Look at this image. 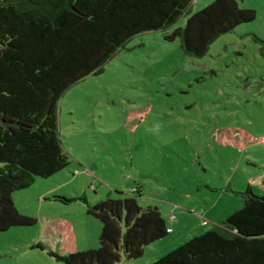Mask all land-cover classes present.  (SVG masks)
<instances>
[{
  "label": "rangeland",
  "instance_id": "1",
  "mask_svg": "<svg viewBox=\"0 0 264 264\" xmlns=\"http://www.w3.org/2000/svg\"><path fill=\"white\" fill-rule=\"evenodd\" d=\"M212 1L192 0L191 11ZM239 1L256 19L205 55L164 30L142 32L65 92L59 128L71 163L13 193L36 223L0 232V264H64L61 255L97 248L102 222L88 205L109 195L160 208L173 232L116 263L152 264L239 209L249 185L264 193V0Z\"/></svg>",
  "mask_w": 264,
  "mask_h": 264
},
{
  "label": "trees",
  "instance_id": "2",
  "mask_svg": "<svg viewBox=\"0 0 264 264\" xmlns=\"http://www.w3.org/2000/svg\"><path fill=\"white\" fill-rule=\"evenodd\" d=\"M192 0H0V232L36 219L13 193L67 167L59 128L65 92L106 65L136 34L164 30L201 57L222 34L256 19L239 0H214L192 12ZM184 15V26L174 27ZM262 42L264 49V40ZM264 54V51H263ZM242 206L152 264H264V193L249 185ZM66 202L73 199L59 197ZM102 222L99 246L58 257L64 264H116L140 258L168 235L158 206L135 196L88 205Z\"/></svg>",
  "mask_w": 264,
  "mask_h": 264
},
{
  "label": "built area",
  "instance_id": "3",
  "mask_svg": "<svg viewBox=\"0 0 264 264\" xmlns=\"http://www.w3.org/2000/svg\"><path fill=\"white\" fill-rule=\"evenodd\" d=\"M167 231H168V233H170L173 231V229L171 227H169Z\"/></svg>",
  "mask_w": 264,
  "mask_h": 264
},
{
  "label": "crops",
  "instance_id": "4",
  "mask_svg": "<svg viewBox=\"0 0 264 264\" xmlns=\"http://www.w3.org/2000/svg\"><path fill=\"white\" fill-rule=\"evenodd\" d=\"M221 221H222V219H221L218 223H216V224H219ZM216 224H215V225H216ZM172 232H173V231H172ZM170 233H171V232H170Z\"/></svg>",
  "mask_w": 264,
  "mask_h": 264
}]
</instances>
